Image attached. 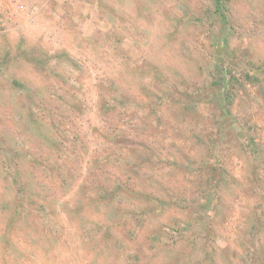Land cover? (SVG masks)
<instances>
[{"label": "rangeland", "instance_id": "1", "mask_svg": "<svg viewBox=\"0 0 264 264\" xmlns=\"http://www.w3.org/2000/svg\"><path fill=\"white\" fill-rule=\"evenodd\" d=\"M0 0V264H264V0Z\"/></svg>", "mask_w": 264, "mask_h": 264}, {"label": "trees", "instance_id": "2", "mask_svg": "<svg viewBox=\"0 0 264 264\" xmlns=\"http://www.w3.org/2000/svg\"><path fill=\"white\" fill-rule=\"evenodd\" d=\"M217 11L221 14L223 18H225L226 22L228 23L227 16L224 12V0H217Z\"/></svg>", "mask_w": 264, "mask_h": 264}]
</instances>
